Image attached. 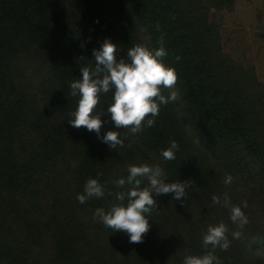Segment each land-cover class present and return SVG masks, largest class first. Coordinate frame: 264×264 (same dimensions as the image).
Instances as JSON below:
<instances>
[{
	"label": "trees",
	"instance_id": "1",
	"mask_svg": "<svg viewBox=\"0 0 264 264\" xmlns=\"http://www.w3.org/2000/svg\"><path fill=\"white\" fill-rule=\"evenodd\" d=\"M235 2L0 0V264H182L204 252L202 232L221 221L231 240L217 252L223 264H264V82L225 51L210 17ZM161 34L178 95L161 105L155 126L119 151L95 131L72 127L79 96H71L70 83L82 78V66H94L93 50L110 37L121 48L117 59H127L136 43L159 48ZM113 94L102 95L97 110ZM101 119V134L116 130L110 114ZM172 140L180 151L166 161L161 150ZM140 163H159L166 183L191 179L194 187L183 203L171 193L155 197L150 231L142 243H130L93 213L117 202L115 193L128 186L114 181ZM98 171L105 196L80 203ZM224 193L233 205H249L238 240ZM213 194L220 204H212Z\"/></svg>",
	"mask_w": 264,
	"mask_h": 264
},
{
	"label": "clouds",
	"instance_id": "2",
	"mask_svg": "<svg viewBox=\"0 0 264 264\" xmlns=\"http://www.w3.org/2000/svg\"><path fill=\"white\" fill-rule=\"evenodd\" d=\"M157 24V31H159ZM159 48L150 47L146 41L136 43L127 50V59H117L121 48L106 38L100 48L93 50L94 66H82L81 79L70 83L71 96H79L78 107L70 113L69 123L77 129L84 127L88 131H95L102 142L110 149L120 150L126 146L129 137H135L145 128L155 126L156 117L160 114L161 105H168L177 99L175 85L178 73L175 67L164 63L167 55L164 35L159 37ZM80 60L85 58L81 57ZM181 58L176 57L179 61ZM168 90V95L164 94ZM114 90V91H113ZM113 92L112 102L106 109L97 110L102 95ZM110 114L116 130H109L101 134L105 123L102 116ZM124 129L123 132L119 131ZM129 141L128 147H131ZM180 145L172 140L166 149L161 150V155L166 161L176 159ZM128 176L114 181L117 188L125 191L115 193L117 202L112 203L106 210L98 207L93 213V219L102 223L112 232L123 231L129 236L130 243H142L145 235L150 231L149 219L154 210H159L155 197L174 194L173 199L181 201L188 197L189 189H193L194 181L191 179L182 182L166 183L168 175L159 163L128 166ZM102 171H98L96 178H89L84 185L83 194L77 196L80 203H85L91 198L105 196L107 182L101 183ZM232 176H226L224 183L230 185ZM110 195L112 193H109ZM213 205L221 203V197L213 194ZM223 204L230 210V220L237 225L239 230L232 231V239H240L242 229L249 224V216L244 209L249 207L247 200L240 205L231 204L228 193H224ZM204 252L202 254L187 255L182 264H223L217 255L219 251H227L231 246L229 227L223 221L210 224L202 232Z\"/></svg>",
	"mask_w": 264,
	"mask_h": 264
},
{
	"label": "rangeland",
	"instance_id": "3",
	"mask_svg": "<svg viewBox=\"0 0 264 264\" xmlns=\"http://www.w3.org/2000/svg\"><path fill=\"white\" fill-rule=\"evenodd\" d=\"M224 49L235 60L255 68L264 82V0H236L232 8L214 9Z\"/></svg>",
	"mask_w": 264,
	"mask_h": 264
}]
</instances>
